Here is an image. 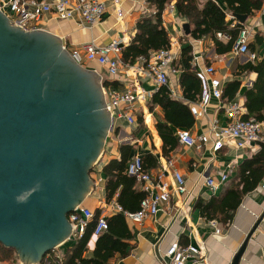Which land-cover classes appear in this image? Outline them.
I'll list each match as a JSON object with an SVG mask.
<instances>
[{
  "label": "crops",
  "instance_id": "1",
  "mask_svg": "<svg viewBox=\"0 0 264 264\" xmlns=\"http://www.w3.org/2000/svg\"><path fill=\"white\" fill-rule=\"evenodd\" d=\"M67 1L72 4L74 0ZM216 1L224 5L223 0ZM104 2L103 15L98 22L91 26L80 23L76 11H73L67 18L57 17L52 12H43L38 24L41 29L56 34L67 48H78L88 40H93L98 46L113 38L120 39L121 43H126L134 32L136 20L145 10L149 9L148 4L145 0H104ZM230 14V12L226 14L229 25L231 24ZM235 17L239 22L237 16ZM240 22L243 23L242 27L246 26L250 31L248 47L250 51L256 53L253 59H250L247 53H235L232 48L225 52H217L209 37L194 38L188 34L191 28L188 26V18L178 13L175 0H170L162 12V23L169 30L170 39L178 40L179 46L174 47L176 49L174 60L179 57L181 47L190 43L192 66L196 70L199 66L213 64L215 75L221 80L222 92L230 80L233 78L240 80V85L233 98L229 100L225 97V99L227 101L238 99L244 107V90L252 84L256 72L239 71L238 64L248 60L255 62L262 54L264 43L257 44L256 35L257 33L261 34L264 39L263 0L259 9ZM186 26L189 28L188 31L185 29ZM218 38L228 39L219 36ZM251 43L255 44L251 45ZM83 66L98 73L102 81H106L105 84L108 87L119 90L133 88L138 90L140 99L134 102L132 111L134 121L131 124H128L119 114L120 109H114L111 129L106 133L101 151L89 172L91 186L76 205H84L92 212L98 209V215L104 216L105 219L106 216L117 212L108 211L106 204L115 201L119 187L115 189L108 200H105L106 174L102 167L109 159L119 158V144L131 146L128 158L136 153L141 154L142 157L147 153L152 154L156 159L155 165H149L146 169L156 171L166 166L164 172L169 182L171 177L167 173V168H177L183 174L186 185L184 193H171L169 200L161 204V209L155 214L144 217L142 221L134 222L125 217L131 235L128 239L131 247L125 255L114 253L107 259V264H166L168 258L164 252L173 241H177L181 245H197L202 252L201 264H232L234 254L257 222L246 241L238 264H264V174L254 188L243 194L230 219L224 220L225 210L219 208V201L227 187L238 179L239 164L264 149V144L257 143L245 148H237L231 140H228L221 148L214 149L212 136L209 132L211 121L216 119L220 124H223L227 117L219 99L210 96L205 113L196 116L190 110L191 122L187 126L173 127L176 136L178 129L187 128L194 136L207 133L209 140L200 145H186L180 142L177 137L176 145L166 154L162 150L163 142L157 130V122L165 120L164 110L161 105L151 104L150 101L152 94L159 86L156 85L152 77L143 73L141 68L143 64L139 58L132 64H124L120 61L118 79L113 80L108 79L104 67L97 62L86 61ZM181 70L180 65L176 66L175 70L170 72L169 82L166 85L170 90L171 97L187 103L190 108L192 103L198 101L199 96L196 100L184 97L179 81ZM102 74H106V76L104 77ZM221 100L225 101L223 97ZM140 115L142 117L141 124L138 123ZM169 159L172 162L171 166H167ZM150 161L151 159L148 158L147 164ZM219 170H228L227 179L225 181L217 180L219 183L215 188L209 187L205 183L206 176L214 175L218 179ZM132 188L136 191H143L144 195L146 193L136 180H134ZM207 202H210V205L207 208H202V205ZM210 220L215 221L216 226L220 228L219 232L215 231V226L211 225ZM95 238L96 234L91 231L86 242L85 256L91 254ZM73 239L68 237L64 243L51 249L56 255L61 256L67 246L74 241ZM19 262L21 261L19 260ZM39 262L35 264H40Z\"/></svg>",
  "mask_w": 264,
  "mask_h": 264
},
{
  "label": "water",
  "instance_id": "2",
  "mask_svg": "<svg viewBox=\"0 0 264 264\" xmlns=\"http://www.w3.org/2000/svg\"><path fill=\"white\" fill-rule=\"evenodd\" d=\"M101 83L56 34L23 29L0 10V242L22 264L71 232L66 215L90 188L87 170L111 129Z\"/></svg>",
  "mask_w": 264,
  "mask_h": 264
},
{
  "label": "trees",
  "instance_id": "3",
  "mask_svg": "<svg viewBox=\"0 0 264 264\" xmlns=\"http://www.w3.org/2000/svg\"><path fill=\"white\" fill-rule=\"evenodd\" d=\"M148 10L139 16L134 24V32L126 43L120 44L119 59L121 63L132 64L139 57L147 58L150 52L167 47L170 42L169 30L162 23V12L170 0H145ZM221 5L216 0H175V6L179 14L188 18V26L191 27L188 34L194 38L209 37L217 52L230 50L236 41L243 23L236 22L234 26L228 24L227 12L234 16H249L262 6V0H223ZM225 32L230 38L223 40L218 38L217 32ZM261 34L256 35V43H264ZM255 43H251L254 45ZM192 46L190 43L181 47L179 57L173 61V66H181L179 81L183 95L189 100H196L201 94V80L196 74L195 67L191 64ZM240 66L239 71H255L256 77L252 84L244 90V107L242 117H254L264 120V48L258 60H248ZM240 85L238 78L230 80L223 88L222 97L228 102L233 98ZM229 99L227 101V99ZM151 104H159L164 110L165 120L157 122V130L162 139V150L168 153L174 148L178 139L173 127L187 126L191 120V112L187 103L173 98L167 85H160L152 94ZM138 123H142L141 115ZM129 144H119V158L109 159L102 167L106 174L104 183L105 200H108L115 189L119 190L115 201L125 210L133 211L139 208L140 200L144 197L143 191L132 188L134 179L125 172V165L130 151ZM150 163L147 164V159ZM143 165H155V157L144 154ZM264 174V149L255 155L244 159L238 166V179L227 187L219 201V208L225 210L224 220L230 219L234 209L240 203L245 192L256 186L258 180ZM202 205L207 208L210 204ZM98 215V209L93 211L92 217L87 220L81 234L74 238L71 245L67 246L61 256L52 249L47 250L40 258V264H107V259L114 253L125 255L128 253L131 237L125 216L121 212H114L106 216L107 227L96 235L92 252L85 256L86 242L91 234L93 225ZM17 260V254L12 247L0 242V260Z\"/></svg>",
  "mask_w": 264,
  "mask_h": 264
},
{
  "label": "built area",
  "instance_id": "4",
  "mask_svg": "<svg viewBox=\"0 0 264 264\" xmlns=\"http://www.w3.org/2000/svg\"><path fill=\"white\" fill-rule=\"evenodd\" d=\"M264 2V0H263ZM0 10L4 12L16 25L29 30L40 28L38 21L43 12H52L60 18L70 17L76 11L80 18V23L86 26L98 22L105 11L104 0H74L69 4L67 0H0ZM231 26L237 19L233 14L229 15ZM250 31L246 26L241 27L236 41L232 47L235 53H247L250 59L255 58L256 53L250 51L248 38ZM217 36L230 38L225 32H217ZM121 40L113 38L105 44L98 46L93 40L83 42L78 48H67L61 43L73 61L83 65L86 61H94L104 67L109 80L118 79L119 50ZM178 40L171 38L167 47L150 52L147 58L139 57L143 66V73L152 77L157 86L166 85L169 82L170 72L175 70L172 65L176 57ZM196 74L201 80V94L197 102L190 105L191 112L199 116L206 112V106L210 96H214L222 103L223 110L227 117L225 123L220 124L216 119H212L209 132L212 136L213 148L219 149L228 140H231L237 148H245L257 143L264 144V121L254 117L244 118L242 114L244 107L241 101L234 99L223 102L221 80L215 75L213 64L199 66ZM106 82V81H105ZM102 81L103 103L110 117H113L114 109H120L119 114L124 120L131 124L134 121L133 105L140 99V93L136 89L119 90L108 87ZM177 137L180 142L186 145H200L209 140L207 133L194 136L187 128L177 130ZM171 159L167 166H171ZM165 167L156 171L146 169L143 165L142 156L139 153L131 155L125 165V172L136 180L140 187L146 192L140 200L139 208L133 211L123 209L117 202L110 201L106 204L108 211L121 212L126 218L140 222L150 214H155L161 209V204L167 202L171 193L182 194L186 191L185 179L183 174L175 167L167 168V173L171 177L169 182L164 172ZM219 178L214 175H207L205 183L215 188L219 181H225L228 177V170H219ZM264 184V176H263ZM93 212L84 205H76L67 213V219L71 227L68 237L76 238L83 231L87 220L92 217ZM211 225L215 226V231L220 228L216 226L214 220H210ZM107 227L104 216L98 215L92 228L93 234H98ZM164 254L168 258L166 264H201V249L194 244L181 245L177 241L171 242ZM17 264H22L21 262Z\"/></svg>",
  "mask_w": 264,
  "mask_h": 264
},
{
  "label": "rangeland",
  "instance_id": "5",
  "mask_svg": "<svg viewBox=\"0 0 264 264\" xmlns=\"http://www.w3.org/2000/svg\"><path fill=\"white\" fill-rule=\"evenodd\" d=\"M11 20V19H10ZM12 21V20H11ZM13 22V21H12ZM102 76H106V74H102ZM102 96H103V93H102ZM93 165V164H92ZM91 170V169H90ZM19 263V259L17 260H14V261H9V260H0V264H17Z\"/></svg>",
  "mask_w": 264,
  "mask_h": 264
},
{
  "label": "flooded vegetation",
  "instance_id": "6",
  "mask_svg": "<svg viewBox=\"0 0 264 264\" xmlns=\"http://www.w3.org/2000/svg\"><path fill=\"white\" fill-rule=\"evenodd\" d=\"M101 86H102V83H101ZM91 166H92V165H91ZM90 169H91V167H89V169L87 170V176H88V178H90V177H89ZM66 216H67V215H66Z\"/></svg>",
  "mask_w": 264,
  "mask_h": 264
}]
</instances>
